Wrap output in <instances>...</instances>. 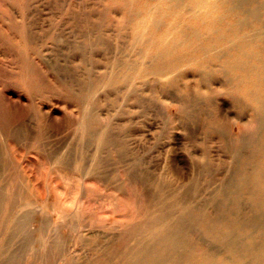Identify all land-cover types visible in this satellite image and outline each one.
I'll list each match as a JSON object with an SVG mask.
<instances>
[{"label": "rangeland", "instance_id": "rangeland-1", "mask_svg": "<svg viewBox=\"0 0 264 264\" xmlns=\"http://www.w3.org/2000/svg\"><path fill=\"white\" fill-rule=\"evenodd\" d=\"M186 14L0 0V264H242L233 235L264 255V112L208 51L226 17L205 41Z\"/></svg>", "mask_w": 264, "mask_h": 264}, {"label": "bare ground", "instance_id": "bare-ground-1", "mask_svg": "<svg viewBox=\"0 0 264 264\" xmlns=\"http://www.w3.org/2000/svg\"><path fill=\"white\" fill-rule=\"evenodd\" d=\"M160 1L172 8H181V10L186 12L191 18L201 22L204 32L206 33L203 35V39L205 41H209L208 31H215V27H219L221 24L219 20L222 19V21H224V18L226 17L223 24L228 23V29L226 31L222 29H217V37L215 38V40L209 42L208 51L214 48H219L218 53L213 56V59L217 60L218 62H224L228 70H232L236 73H238V71L240 72L242 77L239 76V78L237 79L242 82L245 87H248L249 89L250 87L251 89L252 87L255 88L252 89V91L254 92L251 94V96L253 97L250 98L254 99L258 104L260 110L264 112V47L260 45V42L264 43V19L261 15L262 13H264V5H260L258 3L251 4L248 0H225L224 2H221L223 3L222 5L219 4L220 0ZM253 1L255 2V0ZM250 4L252 7H249ZM197 11H199V13ZM214 14H217V16H215ZM180 31L183 32V30ZM176 44L179 43L177 42ZM203 50L206 51V48H204ZM203 73H205V71ZM262 124L264 127V117ZM256 204L258 205V203ZM261 209L262 208H260V210ZM247 221L248 220H246V222ZM251 229H253L251 230V233L256 234L257 232L258 236H260L264 240V211H262V213L257 216L254 225H252ZM237 236L233 235L230 237L232 244L231 246L233 247L232 252L235 253V256H237L238 254L240 255V257H237V260L240 261V263L242 264H264V255L261 254V252L259 251L260 248L256 245L254 246V244L248 245L254 242L244 243L242 239ZM248 237L252 238L250 235H248ZM247 253L248 255H246ZM249 257L250 259L246 260ZM225 259L228 263L233 264V258L227 257Z\"/></svg>", "mask_w": 264, "mask_h": 264}]
</instances>
